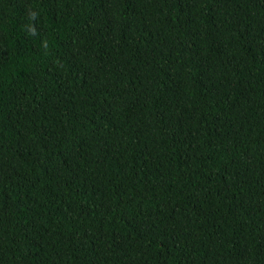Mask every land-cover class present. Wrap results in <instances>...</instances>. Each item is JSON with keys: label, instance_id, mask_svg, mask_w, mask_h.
Here are the masks:
<instances>
[{"label": "trees", "instance_id": "trees-1", "mask_svg": "<svg viewBox=\"0 0 264 264\" xmlns=\"http://www.w3.org/2000/svg\"><path fill=\"white\" fill-rule=\"evenodd\" d=\"M0 264H264V0H0Z\"/></svg>", "mask_w": 264, "mask_h": 264}]
</instances>
